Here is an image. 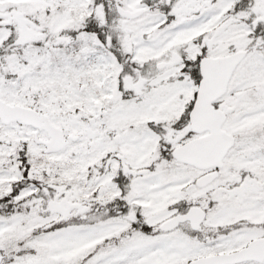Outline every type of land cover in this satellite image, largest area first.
Instances as JSON below:
<instances>
[{
  "label": "snow or ice",
  "instance_id": "obj_1",
  "mask_svg": "<svg viewBox=\"0 0 264 264\" xmlns=\"http://www.w3.org/2000/svg\"><path fill=\"white\" fill-rule=\"evenodd\" d=\"M0 264H264V0H0Z\"/></svg>",
  "mask_w": 264,
  "mask_h": 264
}]
</instances>
